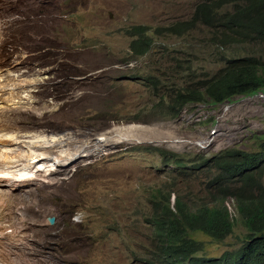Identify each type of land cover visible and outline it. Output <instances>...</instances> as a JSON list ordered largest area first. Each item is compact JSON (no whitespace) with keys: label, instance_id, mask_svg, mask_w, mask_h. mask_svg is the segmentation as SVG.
<instances>
[{"label":"rangeland","instance_id":"1","mask_svg":"<svg viewBox=\"0 0 264 264\" xmlns=\"http://www.w3.org/2000/svg\"><path fill=\"white\" fill-rule=\"evenodd\" d=\"M204 2L0 0V11L12 6L17 13L0 19V28L21 16L20 45L14 48L9 43L1 69L10 71V78L21 76V81L34 83L29 78L33 76L39 82L32 99L36 110L25 108L20 100L25 119L21 131L38 138L40 132L65 135L63 147L41 144L50 149L54 165L40 167L37 181L29 186L9 191L16 198L13 218L24 225L20 236L25 240L21 245L13 240V261L17 256L19 264H37L25 253L37 247L42 264H144L153 248L147 219L155 220L156 209L150 199L146 205L137 189L169 182L167 176L157 178V166L151 165L158 160L144 147H151L153 153L184 155L187 160L199 155L210 158L232 147L258 150L254 136L264 133V97L236 98L217 108L189 105L179 119L164 121L153 91L142 85L150 75L158 76L160 85L177 62H192L199 73L223 68L225 60L218 57H230L235 46L214 38L215 29L197 23L184 33L167 30L190 21ZM216 12L223 16L233 9L226 5ZM35 24L36 49L31 37ZM138 26L147 28L145 37L153 45L148 54L133 57L131 44L141 39L133 36ZM237 48L252 53V45ZM84 77L87 80L78 83ZM29 93L23 95L25 100ZM13 101L17 104L19 99ZM127 126H136L139 137H116L117 130ZM141 129H148L149 137ZM204 139L214 142L202 148L199 143ZM84 149L86 156L75 159ZM63 151L69 153L67 159L61 157ZM31 205L35 211H29ZM20 211L26 212L24 220ZM75 215H80L79 223L71 222ZM49 217L56 218L55 225H49ZM34 223L39 231L36 242L31 233ZM204 241L211 256L242 246L235 236L224 242Z\"/></svg>","mask_w":264,"mask_h":264},{"label":"trees","instance_id":"2","mask_svg":"<svg viewBox=\"0 0 264 264\" xmlns=\"http://www.w3.org/2000/svg\"><path fill=\"white\" fill-rule=\"evenodd\" d=\"M251 1L222 0L215 5L238 7L242 2L254 14L255 7ZM255 2L264 14V0ZM209 8L210 5L201 4L200 10L190 21L173 25L167 30H172V34L184 33L197 23H204L209 28L212 25L208 21L210 11L206 12ZM221 19L219 25L210 28L215 29L214 38L231 45L234 41L232 36L245 30L243 16L237 11L231 23H225V18ZM253 22L259 28L264 27V15L263 23L254 17ZM146 30L143 26L136 27L133 36H140L141 39L131 44L133 57L144 56L151 50L153 41L146 39ZM190 63L177 62L172 72H178ZM204 76L209 78L199 81L195 87L170 95V105L162 112L165 120L178 118L188 105L222 104L237 96L264 91V55L255 53L230 61L222 69ZM158 79V76L150 75L147 81L142 80V85L153 91L159 86ZM254 137L258 141L256 152L228 148L202 163L182 165V175L201 179L205 186V195L196 214L182 216L168 211L166 196L160 190L157 191L154 198L164 203L161 209L157 207L158 204L155 205V220L147 219L153 231V248L149 251L150 259L146 264H264V133ZM162 154L166 162H172L173 154ZM228 200H234L237 209L240 204L244 212L239 214L242 219L239 222H242L246 231L234 235L242 246L231 253L211 256L206 253L204 238L223 242L226 234L229 237L234 232V227L231 228L234 223L225 206Z\"/></svg>","mask_w":264,"mask_h":264},{"label":"bare ground","instance_id":"3","mask_svg":"<svg viewBox=\"0 0 264 264\" xmlns=\"http://www.w3.org/2000/svg\"><path fill=\"white\" fill-rule=\"evenodd\" d=\"M15 14L17 13L10 6L6 11H0V19H7L6 17L8 16L12 18ZM20 24L21 16L19 15L11 19L5 29L0 28V264H19L16 255V260L13 261L15 254L12 252L14 249L13 240L16 244L18 241L21 242L20 245L25 241L20 236L23 233L24 225H21L20 222H15L13 218V206L16 203V198L10 195L9 191H13L14 187L23 188L29 186L30 182L37 181L40 167L50 164L54 165V161L48 153L50 149L43 145L48 147H63L65 145L64 138L57 136L48 137L43 133H40L41 136L39 138L37 135L28 137L21 131L25 119L22 115V106L24 105H21L20 100L22 104L26 105L25 108L36 110L35 102L32 99L36 98L35 89L39 82L33 76L29 78L34 80V83L23 82L25 79L21 81V76L10 78V71L1 69L2 64L7 60L6 50L9 43H12L14 48L20 45V33H18ZM31 37L34 43L33 48L36 49L37 38L39 45V34L36 24ZM34 57L36 58L37 55H34ZM33 75L36 77L35 73ZM24 77L26 78V76ZM27 93L29 95L25 100L23 95ZM16 98L19 99L17 104L13 101ZM139 131L135 126H127L118 129L116 137H139ZM141 133L144 137H149L148 130H142ZM68 156L69 153L66 151L61 154V157L66 159ZM31 210H34V207H31ZM25 213V211L19 212L23 220ZM31 229L33 242H36L34 240L35 235L39 234L37 225L32 224ZM25 253L37 264H42L41 255L37 247L29 248ZM46 262H48V256Z\"/></svg>","mask_w":264,"mask_h":264},{"label":"clouds","instance_id":"4","mask_svg":"<svg viewBox=\"0 0 264 264\" xmlns=\"http://www.w3.org/2000/svg\"><path fill=\"white\" fill-rule=\"evenodd\" d=\"M220 2H222V0H220L218 2H215L212 0H205L204 3H201V4L210 5V8L208 10H206V12L210 11V14H211V17H209V19H208V21L210 23H212V25L210 27H214V26L219 25L222 22L221 18H225V23H231V21L236 16V12L240 11L242 16H243V19H244L245 30L240 34H236V35L232 36L234 41L231 45L235 46L234 50L232 51V55L230 57H224V56L220 55L218 58L221 60H225V63H224V65H225L230 61L245 58V57L252 55V54H255V53H257L258 55H264V27L259 28L253 22V17H254L256 20H259L260 22L263 23V15L264 14H263L262 9L256 4L255 0L251 1V4L255 7L254 14L250 10H247L246 5L242 4V2H241V3H239L238 7L233 6L235 9H233V7H232L233 12L231 14H225L223 16H218V14L216 12L217 9L224 7L223 4H221L220 6L215 5V3H220ZM201 4H199L197 6L195 13L197 12V10L198 11L200 10ZM227 5H230V4H227ZM221 6H223V7H221ZM202 25L206 26V24H204V23H202ZM246 44L252 45V53L244 54V53H241L239 51V49L237 48L238 46H244ZM130 50H131V47H130ZM206 73H209V72H202V73L196 72L193 69V63L192 62L190 64H188L184 69H182L178 72L170 73L166 78H164V81L157 87V89L153 90V96H154L155 101H159L158 104H155L158 107V111L163 115L161 105H164L165 109H168V107L170 105V95L171 94H173L176 91L186 89L188 87H195L199 81H202V77ZM86 80H87V77H84L83 79L78 80V83H84ZM82 96H83V94L81 96H79L77 98V100L79 101V99ZM254 96L264 97V91H260L258 93H255V94L249 95V96H237V97L231 99L232 101L229 100V101L222 103V104H214V105L211 104L208 106H210L212 108L213 107L217 108L218 106H223V105H227L229 103L230 104L234 103L233 100L236 98L242 99V98H250V97H254ZM192 105H205V106H207L206 104H192ZM180 117H181V114L176 119H179ZM176 119H173V120H176ZM163 120L164 121H172V120H165L164 118H163ZM141 130H148V129H141ZM40 133H43L48 137H54V136H57L59 138L65 137V135H61V134H46L44 132H40ZM157 139L158 138H155L153 143L157 142ZM102 140H103L102 138L99 139V141H102ZM179 142L186 143V141H183V140H180ZM213 142L214 141H211L209 139H204L203 142L199 143V146H201L202 148H209L213 144ZM232 148H236V147H232ZM87 149L82 150V156L76 157L75 159L84 158L86 156L85 153H86ZM226 149H228V148H226ZM144 150H146V151L148 150L149 152H151L152 154H150V156L153 159L158 160V162L153 163L151 165V167L157 166V172H156L157 178H159L161 176H167L169 178V182L164 183L163 187H160V185L158 183H154L151 185H144L142 187L143 189H141V188L137 189V190L142 192L141 194H142L143 200L146 203V205H147V200L150 199L152 209H155L156 204H158L157 207L161 209V205L164 203V201L159 199V198H154L157 194V191L160 190L167 198L168 211L178 213L182 216H188L191 214H196L198 207L200 206L202 197L205 195V186L202 184L201 179H197V178H193V177H187L185 175H182L180 173V171L182 170V165L184 163H187V164L202 163V162L209 160L212 157L216 156L222 150L215 153L210 158H205V157H202L199 155L196 159H193V160H187V157L184 155H178L176 153L175 154L171 153V154H173L172 162H166L162 153H155V152L153 153L151 151V147H149V146L144 147ZM241 150H243V149H241ZM136 152H137V149L135 148V153ZM75 159H71V160H75ZM68 160H70V159H68ZM55 169H53V170H55ZM13 189H19V187H14ZM225 206L227 207L228 211L230 212L232 222L234 223V225L231 226V228L234 227V232L229 237L226 234L225 235V240H226V239H228L234 235L244 233L246 230L242 226V222H239L240 220H242L239 214L244 213L242 208L240 207V204H239L238 209H237L235 201L234 200H228L225 203ZM31 207H34V210H29V211H35V206L31 205ZM231 207L233 208V210L235 212L234 215L232 214V211L230 210ZM148 218H151V217H148ZM47 221H48L49 225H51V226L56 224V218L55 217H49ZM80 221H81L80 215H75L71 218L72 223H79ZM34 224L37 225V223H34ZM147 224H149V223L147 222ZM37 229H38V226H37ZM238 231H240V233H238ZM151 240H152V238H151ZM146 255H147V258L143 262L144 264H146V261L148 259H150V255H148V254H146ZM50 258L53 261V259L51 257V253H50Z\"/></svg>","mask_w":264,"mask_h":264}]
</instances>
